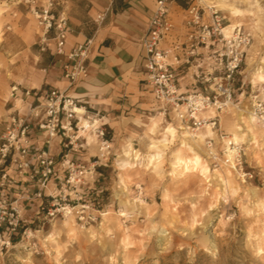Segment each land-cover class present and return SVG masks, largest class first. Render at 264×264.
I'll list each match as a JSON object with an SVG mask.
<instances>
[{"label":"rangeland","instance_id":"1","mask_svg":"<svg viewBox=\"0 0 264 264\" xmlns=\"http://www.w3.org/2000/svg\"><path fill=\"white\" fill-rule=\"evenodd\" d=\"M70 1L79 12L92 5L89 0H60L59 8L68 19ZM194 1L207 17L211 11ZM174 2L187 6L186 0ZM225 2L244 10L241 16H232L229 10L214 9L223 17V26L236 25L227 38L246 36L249 42L230 99L221 110L210 107L203 113H218L214 135L200 146L189 137L183 145L178 132L156 170L142 162L120 170L118 162L125 158L122 152L127 141L143 156L150 138L162 136V124L154 135L147 124L148 116L162 112L158 102L151 95L148 106H87L91 119H107L100 124L110 142L107 149H101L97 137L87 142L79 136L80 160L96 161L94 176L86 178L81 187L85 194L79 198L80 204L95 203L87 209L93 218L82 221L72 212L38 220L26 212L31 233L17 236L13 246L0 255V264H264V78L255 73L259 66L264 68V0ZM176 19L182 26V11ZM37 33L23 0H0V135L16 108L27 111L25 99L14 102L10 98L11 86L30 88L37 81L32 89L43 88L44 77L54 73V58L39 50ZM214 48L197 49V59L185 64L180 74L183 89L213 93L220 76L211 52ZM248 109L255 114L249 122L252 131L247 127ZM165 118L173 123L176 117L166 113ZM234 128L240 137L237 142L232 141ZM225 143L234 150L232 156ZM209 145L214 155L207 154ZM187 146L200 154L202 166L182 172L173 163L174 154L182 149L185 157L191 156ZM68 215L74 221L66 223ZM51 233L55 242L46 240Z\"/></svg>","mask_w":264,"mask_h":264},{"label":"built area","instance_id":"2","mask_svg":"<svg viewBox=\"0 0 264 264\" xmlns=\"http://www.w3.org/2000/svg\"><path fill=\"white\" fill-rule=\"evenodd\" d=\"M155 0L141 39L142 82L158 102L162 113H173L193 129L210 126L215 129L219 115L203 114L208 108L222 109L231 97V85L242 62L248 37L227 38L224 19L212 10L205 17L204 9L194 0H186L181 41L167 39L174 27L170 3ZM38 27L39 50L58 57L61 77L73 85L87 76L88 49L91 39L66 47L71 28L60 0H23ZM102 17L101 15L97 16ZM212 49L215 70L220 74L212 94L183 89L180 74L185 64L197 59V49ZM219 46V47H218ZM196 77L199 74L196 73ZM10 98L27 104V111L16 108L0 135V255L7 252L17 236H29L26 212L38 220H46L75 212L82 221L92 219L87 211L94 202L79 203L87 177H93L95 162L79 158L78 99L66 89L45 86L27 88L14 84ZM223 99V100H222ZM86 117H89L86 113ZM95 135L101 149L110 146L100 125ZM79 195L72 197V195ZM85 201L84 199H82ZM95 200V198H93ZM76 204V205H75Z\"/></svg>","mask_w":264,"mask_h":264},{"label":"crops","instance_id":"3","mask_svg":"<svg viewBox=\"0 0 264 264\" xmlns=\"http://www.w3.org/2000/svg\"><path fill=\"white\" fill-rule=\"evenodd\" d=\"M89 2L92 4L90 9L79 12L78 5L70 1L67 4L69 19L66 16L71 28L67 48L91 39L87 76L70 86L68 80L61 77L58 57L52 56L54 73L47 74L41 84L66 89L69 95L78 99V104L85 110L87 106L91 108L148 106L152 94L142 82L144 74L141 63L143 54L141 39L146 32L148 17L154 8L155 0H89ZM173 2L170 3L169 10L174 27L170 36L165 39L167 43L183 39L184 29L176 18L180 11L182 19L184 18V7L174 2L177 9H180L178 11L174 8ZM98 15L102 17L98 18ZM31 85L33 87L30 88H34L37 81H33ZM98 119L101 124L107 122L106 118Z\"/></svg>","mask_w":264,"mask_h":264},{"label":"bare ground","instance_id":"4","mask_svg":"<svg viewBox=\"0 0 264 264\" xmlns=\"http://www.w3.org/2000/svg\"><path fill=\"white\" fill-rule=\"evenodd\" d=\"M198 1L201 4H203L204 7L208 9V11H212V9L213 10L214 9L229 10V13L232 14V16H241V14L244 12V10L239 7L226 4L225 0H217L215 2L214 0L213 1L198 0ZM234 26L236 25L228 24L223 27L222 31L226 37L232 36V31L234 29ZM255 73H257L259 78H264V68H261L259 66ZM76 111H77V115L79 118V127H80L79 136H83L85 139H87V142H90L91 140L96 139L95 128L100 126L99 125L100 119L98 118L91 119L90 117H86L85 116L86 110L82 106H77ZM247 115H248L247 127H248V130L252 131L253 126H251L249 122L255 119L254 111L248 109ZM147 120H148L147 124L149 126L148 129L150 131L149 133H151L152 135L155 134L159 125L161 124L163 125L162 136L156 139L150 138V143L148 145V151L143 156H140L137 150L132 147L131 143L127 141L126 147L123 149V152H122L123 153L122 155L125 158H121L120 161L118 162V168L120 170L133 169L140 162H142L143 165L146 166L147 168L150 167L156 170L159 164L162 162V158H163V154L165 150L169 147V144L173 141L174 137L177 135L178 132H180L181 133L180 135L183 136V139L181 140V143H183V145H186V138L189 137V138H192V140L197 145L200 146L206 143L205 141L208 137L214 135V132L212 131L210 126L199 127L197 128V131L195 132V134H192L191 131L189 130L190 127L187 126L182 121H180L179 118H175V121L173 123L167 122L165 115L162 112H159L156 115L148 116ZM239 138H240L239 133L234 128L232 141L237 142ZM186 148L192 153L191 156L189 155L188 157H185L186 155L184 156L182 154V149H179L176 151L174 150L175 154H174L173 163L176 166L180 167L182 172L190 171L192 169L202 166V158L200 154L194 151L191 146H187ZM206 148H207V154L214 155L215 150L213 146L209 145V146H206ZM225 149H227L228 151V156H232L231 154L234 152V150L230 149L228 143H225ZM140 159L142 160L140 161ZM172 171L174 172V170ZM121 187L124 188V185H121L120 188ZM119 192L120 194L124 193L122 189L119 190ZM70 221H74L73 216L72 215L66 216L65 222L69 223ZM46 240L55 242L56 236L51 233L47 236Z\"/></svg>","mask_w":264,"mask_h":264},{"label":"trees","instance_id":"5","mask_svg":"<svg viewBox=\"0 0 264 264\" xmlns=\"http://www.w3.org/2000/svg\"><path fill=\"white\" fill-rule=\"evenodd\" d=\"M181 2H182V1H180V4H182Z\"/></svg>","mask_w":264,"mask_h":264}]
</instances>
